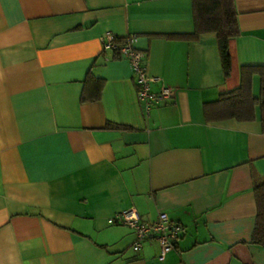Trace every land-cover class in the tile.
<instances>
[{
    "label": "crops",
    "instance_id": "crops-1",
    "mask_svg": "<svg viewBox=\"0 0 264 264\" xmlns=\"http://www.w3.org/2000/svg\"><path fill=\"white\" fill-rule=\"evenodd\" d=\"M234 3L227 74L215 34L169 36L194 30L193 0H0V264H264V116L206 112L243 64H264V0ZM107 31L135 33L152 88L172 87L149 113ZM130 207L180 225L163 259L110 222Z\"/></svg>",
    "mask_w": 264,
    "mask_h": 264
},
{
    "label": "trees",
    "instance_id": "trees-1",
    "mask_svg": "<svg viewBox=\"0 0 264 264\" xmlns=\"http://www.w3.org/2000/svg\"><path fill=\"white\" fill-rule=\"evenodd\" d=\"M195 28L192 32L169 34L171 37H193L207 33L216 35L227 74L230 73L232 55L230 41L240 33L238 13L234 0H193ZM260 75V91H253V77ZM260 107L264 116V64H243L240 84L220 94L215 101L206 104L207 116L211 119L236 118L253 120ZM114 126H118L114 124ZM257 202L256 223L251 241L264 243V179L255 186Z\"/></svg>",
    "mask_w": 264,
    "mask_h": 264
},
{
    "label": "built area",
    "instance_id": "built-area-1",
    "mask_svg": "<svg viewBox=\"0 0 264 264\" xmlns=\"http://www.w3.org/2000/svg\"><path fill=\"white\" fill-rule=\"evenodd\" d=\"M137 35L131 33L119 37L111 31L101 36L104 49L112 50L116 55L127 57L137 76V95L143 103L147 113L158 102L167 100L172 96L173 89L170 85L162 83L158 90L152 88V82L159 80V76L147 72L143 59L145 52L134 46ZM109 59V56H106ZM113 223H124L132 227L136 234L133 243L134 249H140L145 240L155 238L160 245L159 257L163 259L166 253L175 248L179 240L180 225L174 223L166 211H160L157 219L143 220L139 210L135 207L126 208L109 218Z\"/></svg>",
    "mask_w": 264,
    "mask_h": 264
},
{
    "label": "rangeland",
    "instance_id": "rangeland-1",
    "mask_svg": "<svg viewBox=\"0 0 264 264\" xmlns=\"http://www.w3.org/2000/svg\"><path fill=\"white\" fill-rule=\"evenodd\" d=\"M257 93H258V91H257Z\"/></svg>",
    "mask_w": 264,
    "mask_h": 264
}]
</instances>
